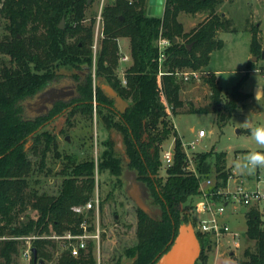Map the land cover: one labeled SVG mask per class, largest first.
I'll use <instances>...</instances> for the list:
<instances>
[{
	"label": "trees",
	"instance_id": "1",
	"mask_svg": "<svg viewBox=\"0 0 264 264\" xmlns=\"http://www.w3.org/2000/svg\"><path fill=\"white\" fill-rule=\"evenodd\" d=\"M94 2L0 0L4 28L0 34V264H18L27 242L37 251V259L32 252L31 264H98L96 239L90 238L88 248L74 256L68 249L58 253V242L50 236L80 233L85 220L90 232L95 230L94 210L80 213L73 206L91 199L96 172L103 170L124 181L127 169L135 171L138 180L148 187L150 205L160 210V214L150 215L137 207L136 241L121 253L129 259L128 264H156L178 226L191 219L190 215H180L199 194L200 178L186 170V155L176 133L175 161L166 169L165 179L159 176L161 148L172 132L163 94L172 113H177L184 106L180 94L184 79L175 74L176 69H202L209 64L212 52L223 46L217 33L231 26V20L218 10L223 0H164L160 14L153 13L150 0L108 3L103 8L104 36L95 59V18L87 22V10ZM182 13H205L206 17L186 31ZM160 36L172 41L162 62L157 44ZM121 38L130 40L127 84L116 73L121 65ZM251 51L255 55L261 52L257 28H252ZM161 68L168 71L161 77L163 89L159 86ZM99 77L129 102L124 113L115 109L114 99L97 84ZM204 80L219 104L222 87L216 73L210 72ZM61 84L71 85L67 95L58 92L47 108L32 109L34 100ZM236 95H229L225 110H233ZM94 107L98 119L111 130L107 149L98 161L92 155L80 157L78 151H65L60 139L82 117L93 121ZM205 110L190 106V111ZM61 118L63 124L57 130L54 122ZM113 133L122 135L123 150L117 147ZM78 137L80 144H85L87 137ZM195 160L200 176H211V167L215 166L217 187L226 185L225 152H200ZM56 162L60 163L59 170H55ZM54 172L61 178L57 186L42 187V176ZM103 206L101 200L100 210ZM246 221L245 238L250 245L237 262L264 264V219L260 210L250 207ZM197 235L203 250L210 246L211 237L200 232ZM119 261L120 257L117 264ZM196 264H203L202 258Z\"/></svg>",
	"mask_w": 264,
	"mask_h": 264
},
{
	"label": "rangeland",
	"instance_id": "2",
	"mask_svg": "<svg viewBox=\"0 0 264 264\" xmlns=\"http://www.w3.org/2000/svg\"><path fill=\"white\" fill-rule=\"evenodd\" d=\"M218 10L231 20L229 29H223L217 33L218 38L223 40V46L212 52L209 64L202 69L192 70L187 66L176 69L181 72L197 71L199 75L198 78L191 77L189 80L183 81L180 94L184 100V106L178 108L177 113H172L171 109H168L169 125L172 132L162 147L164 146L165 149L169 147L175 138L174 133L182 142L196 141L198 140V130L202 128L206 130L207 135L197 141L195 153L197 151V153L225 152L226 165L224 170L228 176L232 175L243 179L261 177L264 180V168H258L254 175H247L240 173L235 167L236 162L241 160L249 151H264V148L256 144L252 136L254 128L264 126V56L261 55L264 50V0H223ZM97 14L98 0H95L87 10V22L89 23L94 17L96 24ZM205 17V13L181 14L186 31L198 25ZM252 28H257L259 31L261 44L259 55H255L251 51ZM3 32V19L0 16V34ZM102 38L103 36L99 38L97 51L101 47ZM119 45L122 47V51L130 54L131 48L128 38H121ZM2 56L0 53V59ZM254 56H257V59L253 60ZM129 63L131 60L127 61L125 65H122L121 62L120 67L116 69L119 77L122 78L125 74L121 66H124L126 70ZM210 72L216 73L218 84L222 87V101L217 105L212 99L209 85L204 80V77ZM65 84L58 85V88H71V85L66 86ZM256 86L262 87V93L259 97H255ZM232 92L237 93L234 99V107L232 111H227L224 106L225 101ZM36 102L37 100H34L32 103L34 111H38L36 108L39 104ZM190 106L204 107L207 110L190 111ZM94 112L93 121L85 120L82 117V120L78 121L69 134L66 136L61 134L60 139L65 151H78L80 157L92 155L98 161L107 149L106 141L111 138V130H108L98 119L95 107ZM106 112L107 110L103 109V113ZM222 114L225 115L223 118ZM78 117L79 115L77 119ZM61 119L54 122V127L57 130L63 124V118ZM79 134L87 137L83 145L80 144ZM67 140L71 141L70 144L66 143ZM160 156L162 158V151ZM210 161H213V156L210 157ZM211 168V177L217 178V168L215 166ZM59 169L60 163L56 162L55 170ZM159 176H162L163 179L167 177L165 166H161L159 169ZM42 179V187L52 189L57 186L61 178L54 172L49 177L42 176ZM120 179L108 170L101 171L96 178L95 192L99 191L100 200L104 205L103 209L100 210L99 217L100 237L99 240L96 239L94 246L98 264H117L119 257L118 264H128L129 259L121 253L126 246L132 245L136 241L138 206L126 191V180ZM108 193H110L109 196ZM195 201L196 197L193 202H190V207L181 213V218L192 213ZM249 209L250 207H242L239 212H232L229 215V221L241 233V247L233 249L224 243L223 239L220 241L212 239L210 246L207 245L204 250L202 249L195 264L199 258H202L203 264H238V259L242 257L245 248L250 245V242L245 238L246 214ZM260 212L264 219V209ZM55 240L59 245L58 253L67 249L63 239ZM30 245L31 242H27L26 249H30L31 256L24 253L25 251L22 252L18 258V264H31L32 251Z\"/></svg>",
	"mask_w": 264,
	"mask_h": 264
},
{
	"label": "built area",
	"instance_id": "3",
	"mask_svg": "<svg viewBox=\"0 0 264 264\" xmlns=\"http://www.w3.org/2000/svg\"><path fill=\"white\" fill-rule=\"evenodd\" d=\"M117 0H98V14L95 24V38L93 49L95 56L97 54V46L99 38L104 36L103 26V8L105 5ZM130 2L132 0H129ZM171 39L167 36H160L157 44L159 49V62L164 61L167 58V48L171 45ZM120 46V61L127 63L131 60V56L128 52L122 51ZM122 67V66H121ZM123 68V67H122ZM125 73V69H123ZM168 71H163L162 68L159 71V86L162 88L161 77ZM172 73V72H169ZM175 74L184 80H189L191 77L198 78L199 73L197 71H175ZM122 83L127 84L125 74L122 77ZM167 109H170V105L163 94ZM207 132L205 129H199L197 133L198 140H192L188 143L182 142V147L186 155V170L191 171L197 177L200 178L199 194L196 197V201L193 207L191 216L194 229L197 232L205 236H209L212 239L220 241L223 239L224 243L230 245L233 249L239 248L242 245L241 233L239 230L229 221V215L232 212H239L242 207L255 206L259 210L264 209V180L260 178H236L229 176L225 186L217 187V178L202 177L196 167V154L195 147L199 139L205 137ZM176 137L171 141L168 148H161L162 151V166H165V170L173 165L175 161L176 153ZM98 172H96V178ZM220 181H222L220 179ZM100 195L99 191H96L94 196L83 205H75L73 209L76 212L83 213L90 209L95 212V230L90 232L88 228L87 220L83 221L81 227L83 231L80 233H73L71 231L66 232L63 235L54 234L51 237L55 239H63L65 246L74 256H78L81 249L88 248V241L90 238L99 240V217H100ZM27 250V251H26ZM24 253L30 254V249H26ZM32 251V249H31Z\"/></svg>",
	"mask_w": 264,
	"mask_h": 264
},
{
	"label": "water",
	"instance_id": "4",
	"mask_svg": "<svg viewBox=\"0 0 264 264\" xmlns=\"http://www.w3.org/2000/svg\"><path fill=\"white\" fill-rule=\"evenodd\" d=\"M164 0H150V7L154 6L153 13L160 14L163 11ZM65 19L63 18L59 24L61 28L64 27ZM176 38L174 39V41ZM191 47V44L189 45ZM264 56V50L262 51ZM257 59V56L253 57V60ZM97 84L106 92V94L114 99V107L119 113H124L128 107L129 102L125 100L113 86L105 82L103 77H99ZM262 93V87H255V97H259ZM57 93L55 89L45 91L39 96L36 108L38 111L47 108L50 103L55 100ZM116 141L117 147L123 150V139L121 134H112ZM126 191L129 196L135 201L137 206L150 215L160 214L158 208H154L149 203V190L145 183L138 180L137 174L131 169L125 171ZM202 251L201 241L194 229L192 220L183 222L178 226L169 248L159 255L155 261L156 264H195L196 260L200 256ZM35 259H37V251L32 249Z\"/></svg>",
	"mask_w": 264,
	"mask_h": 264
},
{
	"label": "clouds",
	"instance_id": "5",
	"mask_svg": "<svg viewBox=\"0 0 264 264\" xmlns=\"http://www.w3.org/2000/svg\"><path fill=\"white\" fill-rule=\"evenodd\" d=\"M252 136L256 144L264 148V126L254 128ZM235 167L242 174L254 175L258 168H264V151H249Z\"/></svg>",
	"mask_w": 264,
	"mask_h": 264
},
{
	"label": "flooded vegetation",
	"instance_id": "6",
	"mask_svg": "<svg viewBox=\"0 0 264 264\" xmlns=\"http://www.w3.org/2000/svg\"><path fill=\"white\" fill-rule=\"evenodd\" d=\"M58 88V87H57ZM50 89H53V88H50ZM50 89H48V90H50ZM55 89V92L56 93H58V92H60L61 93V91H62V93H61V95L63 96H65V95H67L69 92H67L68 91V88L67 87H64L63 89L61 88H59V89H56V88H54ZM63 90L64 91H66V92H63ZM56 95V94H55ZM57 96V95H56ZM56 96H55V98H56Z\"/></svg>",
	"mask_w": 264,
	"mask_h": 264
},
{
	"label": "crops",
	"instance_id": "7",
	"mask_svg": "<svg viewBox=\"0 0 264 264\" xmlns=\"http://www.w3.org/2000/svg\"><path fill=\"white\" fill-rule=\"evenodd\" d=\"M152 9H154V6H152ZM122 65H125V63H122ZM122 67H123V69H125L124 66H122ZM230 223L232 224V222H230Z\"/></svg>",
	"mask_w": 264,
	"mask_h": 264
}]
</instances>
